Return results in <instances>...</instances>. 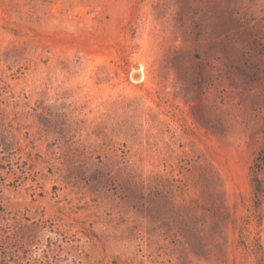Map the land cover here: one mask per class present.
<instances>
[{"label":"rangeland","instance_id":"rangeland-1","mask_svg":"<svg viewBox=\"0 0 264 264\" xmlns=\"http://www.w3.org/2000/svg\"><path fill=\"white\" fill-rule=\"evenodd\" d=\"M264 0H0V264H264Z\"/></svg>","mask_w":264,"mask_h":264},{"label":"trees","instance_id":"trees-1","mask_svg":"<svg viewBox=\"0 0 264 264\" xmlns=\"http://www.w3.org/2000/svg\"><path fill=\"white\" fill-rule=\"evenodd\" d=\"M264 156V151L261 152L260 156ZM253 194L256 200L257 206L260 205L261 200L264 198V182L260 178L259 174H254L252 177Z\"/></svg>","mask_w":264,"mask_h":264}]
</instances>
